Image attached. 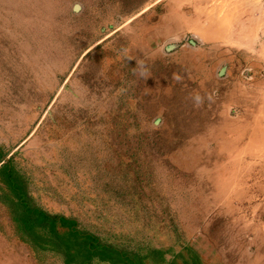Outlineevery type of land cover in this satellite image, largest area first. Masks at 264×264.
<instances>
[{"label": "rangeland", "instance_id": "374dc122", "mask_svg": "<svg viewBox=\"0 0 264 264\" xmlns=\"http://www.w3.org/2000/svg\"><path fill=\"white\" fill-rule=\"evenodd\" d=\"M263 31L259 0H0V264H264Z\"/></svg>", "mask_w": 264, "mask_h": 264}, {"label": "trees", "instance_id": "16d2710c", "mask_svg": "<svg viewBox=\"0 0 264 264\" xmlns=\"http://www.w3.org/2000/svg\"><path fill=\"white\" fill-rule=\"evenodd\" d=\"M10 186H11V189L15 190L17 193L18 190H17V187L15 186V184L10 182ZM19 197H20V199H19L20 203L23 204L22 215H23V217L26 218L27 222L31 221V219H32V221L35 225H37V226L48 225L50 228H53L54 225L57 223L60 227L67 228V229L71 230L73 233H77V231H75V229H74L76 222L73 219L65 217L63 215L47 214L46 212H44L41 209L28 206V204L22 200L21 195ZM85 238H87L88 246H89L90 253H91V254H88L87 256L92 255L94 250L97 249V250H100L98 252L99 258L103 259L104 246L103 245H97L98 239L89 235V234H85ZM116 251L113 250L112 252H116ZM121 257L128 258L129 256L127 257L125 255H121ZM111 259H112V257L111 258L109 257V260H111Z\"/></svg>", "mask_w": 264, "mask_h": 264}, {"label": "built area", "instance_id": "2783aa9c", "mask_svg": "<svg viewBox=\"0 0 264 264\" xmlns=\"http://www.w3.org/2000/svg\"><path fill=\"white\" fill-rule=\"evenodd\" d=\"M259 3H260L261 11H262V13L264 15V0H259ZM262 35L264 36V31H263V34Z\"/></svg>", "mask_w": 264, "mask_h": 264}, {"label": "water", "instance_id": "95a60500", "mask_svg": "<svg viewBox=\"0 0 264 264\" xmlns=\"http://www.w3.org/2000/svg\"><path fill=\"white\" fill-rule=\"evenodd\" d=\"M192 43V42H191ZM175 46V45H174ZM174 46L173 45H171V46H168L166 49L167 50H170V49H172V48H174ZM224 67H222L221 69H220V71H219V74L221 75L223 72H224Z\"/></svg>", "mask_w": 264, "mask_h": 264}]
</instances>
